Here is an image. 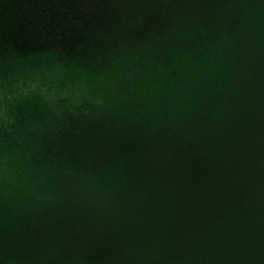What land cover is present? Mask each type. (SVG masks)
<instances>
[{
	"label": "water",
	"instance_id": "obj_1",
	"mask_svg": "<svg viewBox=\"0 0 264 264\" xmlns=\"http://www.w3.org/2000/svg\"><path fill=\"white\" fill-rule=\"evenodd\" d=\"M0 264H264V0H0Z\"/></svg>",
	"mask_w": 264,
	"mask_h": 264
}]
</instances>
